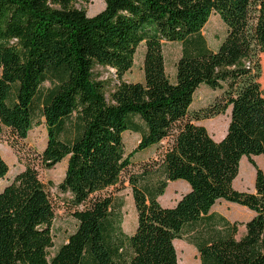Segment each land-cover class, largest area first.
<instances>
[{"label": "trees", "instance_id": "1", "mask_svg": "<svg viewBox=\"0 0 264 264\" xmlns=\"http://www.w3.org/2000/svg\"><path fill=\"white\" fill-rule=\"evenodd\" d=\"M80 2L90 0H0V138L25 140L44 119L38 163L66 160L58 188L78 220L50 257L55 204L28 164L0 191V264H179L176 239L194 245L201 264H264V171L253 159L264 154V0H104L94 16ZM213 14L227 27L217 49L202 34ZM166 42L182 43L175 80ZM140 45L144 80L129 82ZM107 68L116 82L100 78ZM201 86L217 95L192 110ZM229 109L221 140L198 123ZM127 131L141 135L131 153ZM151 147L159 159L137 165L134 155ZM243 157L256 169L254 191L234 188ZM8 171L0 153V180ZM176 180L190 190L163 206ZM126 187L137 211L131 235L109 191ZM220 200L254 212L241 238L237 221L212 213Z\"/></svg>", "mask_w": 264, "mask_h": 264}, {"label": "rangeland", "instance_id": "2", "mask_svg": "<svg viewBox=\"0 0 264 264\" xmlns=\"http://www.w3.org/2000/svg\"><path fill=\"white\" fill-rule=\"evenodd\" d=\"M78 7L87 11L89 16H94L105 8L104 0H90L89 3H78ZM227 32V27L218 14H213L202 30V34L207 40L209 46L213 49H217L221 41L224 39ZM166 69L171 80L176 78V62L182 54V43L180 42H166L163 46ZM144 53L145 45H140L137 50L136 58L132 69L125 75V79L129 82H140L144 80ZM262 61V75L260 81L264 88V56L261 57ZM102 72L101 79L112 78L116 82L114 71L111 68L100 69ZM1 74V69H0ZM52 86L51 82L47 81L43 85L44 91ZM217 95V92L210 89L207 86H201L194 97L192 110H198L208 106ZM231 110L229 109L225 114L214 116L207 119H202L199 124L207 127L209 133L216 140H221L225 137L229 122H230ZM141 135L138 132L127 131L124 133V142L126 146V152L131 153L137 149ZM48 140V132L45 121L41 118L40 123L35 125L29 132L28 137L25 140H13L10 133L6 131L0 138V153L9 166V171L5 178L0 180V191L13 180V178L25 170L28 164L35 165L40 174V178L47 186L49 193L55 204V220L53 222V235L54 244L50 249V257H53L65 244L70 235H72L77 227L78 220L73 216V210L70 209L67 203V194H63L59 191L58 185L63 180L66 172L67 163L66 160L58 163L51 169H45L38 163L37 155L41 153L46 147ZM167 145V141L164 142ZM159 159L158 149L151 147L149 149L136 153L133 160L137 162V165H143L156 161ZM253 159L257 165L264 171V154L254 156ZM256 179V169L249 162L247 157H243L240 162V172L237 178L234 180V188L240 191H254ZM185 182V180L171 181ZM178 185V184H177ZM172 185L168 190L159 198L160 203L163 206H174L178 200L184 195H175L173 189L179 186ZM114 195L119 197L123 203L121 208L123 213L122 227L127 235H131L137 226V211L134 204L131 189L126 188H111L109 190ZM228 204L229 208H224L223 205ZM239 207H243L251 211L249 208L242 206L238 203L228 202L226 200H220L212 208V213L215 215H222L224 212L230 219L239 223L237 238H241L246 230V210H240ZM239 216L238 220H236ZM234 221V222H235ZM178 262L180 264H186L190 261V264H201L200 255L197 248L188 243L186 239H176L174 241Z\"/></svg>", "mask_w": 264, "mask_h": 264}, {"label": "crops", "instance_id": "3", "mask_svg": "<svg viewBox=\"0 0 264 264\" xmlns=\"http://www.w3.org/2000/svg\"><path fill=\"white\" fill-rule=\"evenodd\" d=\"M246 158V157H245ZM243 159V158H242ZM248 159V158H247ZM178 184V185H177ZM172 185H174V186H179L178 188H174L173 189V192L174 193H176L175 195H181V194H185V193H187L189 190H190V185L188 184V183H185V182H175V183H171V181L169 182V185H168V188H170ZM168 188H167V190H168ZM166 190V191H167ZM224 206V208H229V206H228V204H225V205H223ZM240 208V210H246L245 212L247 213V219H246V223L250 220V218L254 215V212L253 211H249L248 209H246V208H243V207H239ZM222 216L223 217H225L227 220H229V221H231V222H234L235 220H232V219H230L227 215H225L224 214V212L222 213ZM239 218H241V216H239L236 220H238ZM240 220V219H239ZM246 225V224H245ZM245 233H246V230L244 231ZM244 233V234H245ZM243 234V235H244ZM242 235V236H243Z\"/></svg>", "mask_w": 264, "mask_h": 264}, {"label": "bare ground", "instance_id": "4", "mask_svg": "<svg viewBox=\"0 0 264 264\" xmlns=\"http://www.w3.org/2000/svg\"><path fill=\"white\" fill-rule=\"evenodd\" d=\"M180 264V263H179ZM186 264H190V261L189 262H187V260H186Z\"/></svg>", "mask_w": 264, "mask_h": 264}]
</instances>
